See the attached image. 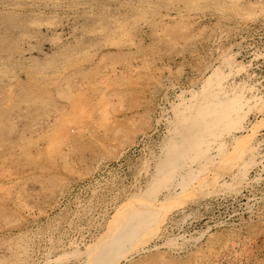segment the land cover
I'll use <instances>...</instances> for the list:
<instances>
[{
    "label": "rangeland",
    "instance_id": "1",
    "mask_svg": "<svg viewBox=\"0 0 264 264\" xmlns=\"http://www.w3.org/2000/svg\"><path fill=\"white\" fill-rule=\"evenodd\" d=\"M93 260L264 264V0H0V264Z\"/></svg>",
    "mask_w": 264,
    "mask_h": 264
},
{
    "label": "bare ground",
    "instance_id": "2",
    "mask_svg": "<svg viewBox=\"0 0 264 264\" xmlns=\"http://www.w3.org/2000/svg\"><path fill=\"white\" fill-rule=\"evenodd\" d=\"M229 57V56H228ZM228 60V59H227ZM227 65V64H226ZM221 66H223V65H221ZM219 68H221V67H219ZM223 68V67H222ZM83 87V86H82ZM216 95L217 94H219L220 93V88L219 87H216L215 89H214V91H213ZM206 98H204L203 97V99H200V100H198L195 104H194V106L195 105H197V107H198V105H199V112H193V114H195V117H197V116H199V117H201L202 116V118H201V121H200V123H199V125H196L195 126V128L194 129H196V128H199L200 126H202V127H207V126H209V125H213V123L215 122H219V121H221V117L220 116H222V113H223V111H225V109H224V107L222 106V103H220L219 101H217L216 99H212V100H208V99H206ZM229 101H232V98H230V100ZM78 104V103H77ZM185 105V104H184ZM187 106V105H186ZM186 108V107H185ZM184 108V110L185 111H183V112H180L179 113V115H178V117L177 118H179L180 120L184 117L183 115L184 114H186L187 112H186V109ZM192 116H194L192 113H190ZM190 114H188V115H190ZM197 115V116H196ZM133 119V118H132ZM81 120V119H80ZM241 120V119H240ZM240 120H239V122H240ZM196 121V120H195ZM113 123V122H112ZM74 124V123H73ZM75 125V124H74ZM110 130V129H109ZM171 131H169L170 132V136H169V141H171V146H172V148H171V151H169L166 147V144L164 145V147H163V149H162V156H161V159H160V161L157 163V165H156V168H158V167H160V168H158V170H163V168H164V162L167 160V159H169L170 157H171V155L172 154H174V152L176 153V155H180L181 153H183V151L185 150V149H187V148H183L184 146H185V140H182L181 142H180V140H176L175 138H178V139H181V138H179V137H176L174 134H179L181 131H182V127H181V129H179L178 130V132L177 133H174V129L172 130V129H170ZM173 135H174V137H173ZM215 136V135H214ZM216 137H218V134L216 135ZM205 138V137H204ZM235 141H237V139H234ZM208 141H210V137H206L205 139H204V141L201 143L202 145H204L205 143H207ZM164 142V141H163ZM233 144V143H232ZM192 146H198V144H197V141H194V143H193V145ZM188 148H190V147H188ZM234 151H236V150H234ZM161 152V151H160ZM170 152V153H169ZM247 152V151H246ZM246 152L244 153V155L246 154ZM161 155V154H160ZM172 158V157H171ZM212 158V157H211ZM223 160H224V163H223V165H224V167L225 168H231L230 167V163L231 162H233V154L231 153V152H227L226 153V155L224 156V158H223ZM168 163V162H167ZM188 164H190V163H187L186 165H185V168H188ZM166 166V168H167V165H165ZM212 167L211 169H213V167H218V164L217 163H213V162H211V160H210V158L208 159V160H206L205 162H204V164H202V165H200V169L201 170H196V171H194V172H190V174L186 177V179L187 180H184L183 182L182 181H178V188L176 187V189H175V192H173V193H171V192H169L168 191V189H166L167 188V186L166 185H164L163 186V189H165L166 191H167V194L165 195V197H164V199H162L161 200V202H166V201H170L171 199H172V194L174 195V194H176V195H182V194H184L185 193V190H186V188L183 186L184 184H186V187H188L189 186V184L190 183H194V182H196V184H198V185H200L201 183H202V178H201V176L202 175H204L203 174V171L205 170V172H207L208 170H210V168L209 167ZM163 167V168H162ZM169 167V169H166L167 171V174H169L170 173V171L172 172L171 173V176L173 177L177 172H178V168H175V166L174 165H169L168 166ZM230 170V169H229ZM156 173H158V172H156ZM205 181V180H204ZM164 183H167L166 181L164 182ZM174 185H176V183L174 184ZM194 185V184H193ZM203 187V186H202ZM206 188V187H205ZM163 191V190H162ZM179 191V193L177 194V192ZM207 191V190H206ZM137 203H139V204H137ZM164 204V203H163ZM126 205H133V206H135L136 207V211L137 212H135V214L134 215H136L137 213H138V210H137V206H141L142 208L143 207H145L144 209H150V206L148 205V201H146L145 200V198L143 197V196H140V197H137V198H130L129 200H128V203L126 204ZM150 211V210H149ZM149 211L147 212V213H142L141 212V214L140 215H138V216H136V218L134 219L135 220V222L133 223V224H131V222H129L128 220H123V221H120L119 222V225H118V227H122V228H124L125 230L126 229H130V228H132L133 226H135L134 228H137V227H139L140 225H143V224H145L146 225V223L148 222V217H149ZM160 222V221H159ZM161 224V223H160ZM137 225V226H136ZM130 246V245H129ZM89 249H91V248H89ZM96 256H98V255H95V257ZM87 264H94V260L92 261V262H90V263H87Z\"/></svg>",
    "mask_w": 264,
    "mask_h": 264
}]
</instances>
